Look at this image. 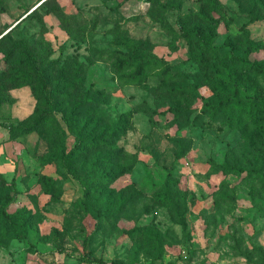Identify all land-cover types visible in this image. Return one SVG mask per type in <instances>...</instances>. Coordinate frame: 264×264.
I'll return each instance as SVG.
<instances>
[{"label": "rangeland", "instance_id": "1", "mask_svg": "<svg viewBox=\"0 0 264 264\" xmlns=\"http://www.w3.org/2000/svg\"><path fill=\"white\" fill-rule=\"evenodd\" d=\"M161 1L178 7L161 14L148 0H0L2 46L26 39L53 77L48 88H38L40 102L28 83L11 82L25 64L26 76L33 75L27 53L5 78L0 54V171L19 189L11 213L26 216L22 241L10 239L0 218V264H86L80 258L87 238L107 264H264V140L224 112L204 111L205 102L155 94L165 69H152L143 86L129 85L110 62L113 55L115 62L128 56L135 42L172 74L203 80L211 69L194 61L176 34L202 28L210 36L216 25L219 61L228 64L230 54L243 60L223 71L252 98L264 96V73L247 69L250 59L264 67V0ZM197 13L210 21L188 18ZM93 93L98 115L75 110ZM199 94L213 96L209 86ZM44 114L55 129L41 126ZM87 120L93 123L85 127ZM68 122L83 135L126 128L124 137L110 141L119 156L112 157L113 147L93 148L68 167L64 156L77 144ZM225 164L255 174L227 173ZM99 176L111 181H93ZM163 187L174 204L161 201ZM9 195L0 188L1 202Z\"/></svg>", "mask_w": 264, "mask_h": 264}, {"label": "trees", "instance_id": "2", "mask_svg": "<svg viewBox=\"0 0 264 264\" xmlns=\"http://www.w3.org/2000/svg\"><path fill=\"white\" fill-rule=\"evenodd\" d=\"M157 8V12L161 14H167L171 10L176 9L178 6L176 4L170 5L169 3H162L161 0H148ZM119 6L114 9H118ZM33 14V13H32ZM30 14V15H32ZM197 19L210 21L209 18L202 13L194 14ZM216 25H214L210 30V36H207L202 28H193L190 30H183L181 33H177L179 43L191 54V58L194 61H197L200 66H204L207 69H211L210 72H206L203 80L201 78H194L191 81L187 76H184L182 73L172 74L171 68L167 65L164 60L158 59L155 56L149 54L146 49H143L139 44L132 42L129 44V55L120 56L121 60L115 62L116 55L110 57V62L114 63V67L117 73L120 76L121 81L124 84L129 85H138L143 86L147 84L152 69H165V79L162 84L154 89L155 94H158L162 97H168L170 99H190L192 101H201L205 102L204 111L211 113L212 116L216 117L223 113L226 120L229 122H234L235 120L246 130H252L256 133L257 137L264 140V96L261 95L258 98H252L249 96L247 90L238 83L230 71H223V67H231L235 64L236 60L241 58H236L233 54H230V61L228 64H223L219 61L220 53L218 47L214 46L212 34ZM7 36H4L0 40V54L3 55L2 61L4 62L8 70L2 72V77L5 78L7 72L10 68L14 67L15 59L17 58H26V53L31 59L29 64L30 71L33 75L26 76V64L22 65L23 69L17 74L15 78L11 81L12 83H28L33 87L34 91L37 93L40 102H43L41 99V94L38 91V88L43 87V89L48 88L53 77L45 70H42L39 67V57L36 56L31 48L30 44L26 39L20 40L19 42L13 44L10 48H4L1 44L2 41L6 40ZM177 47V46H175ZM252 50H258L256 44L251 46ZM45 53L42 54V57ZM215 61L214 66H210V62ZM243 60H239L242 62ZM247 69L256 74L264 73V67L260 66L257 62L253 60L247 61ZM81 68L84 67V64H81ZM83 83L84 80L81 79L75 80L73 84H67L66 90H75L77 83ZM76 84V85H75ZM203 86H209L212 89L213 96L209 98L201 97L199 90ZM57 95V94H56ZM61 95V94H59ZM95 95L87 96L84 101L78 102L75 105V110L81 111L85 110V116L91 117L93 112L95 115H98L96 110V100ZM59 97V96H58ZM61 97V96H60ZM65 99L69 101V93L63 95ZM49 99V98H47ZM58 99V98H56ZM52 100V99H49ZM75 100V99H74ZM94 108L92 109V107ZM170 111L175 112V114L183 115L185 111L179 110L171 107ZM190 113H194L191 111ZM101 121V120H99ZM41 126H46L50 124L52 129L56 128L52 126L51 116L48 114L42 115L39 120ZM90 123L87 120L85 127ZM99 122V124H101ZM70 131L76 136L77 144L68 154L64 156L65 163L68 167H72L74 161H77L82 157L83 154H90V150L93 148H102V147H113L112 148V157L116 158L119 156L120 148L110 144L111 140H115V143L119 141L126 134V128L121 125H117L111 129H105L102 131L99 136H95V133L90 135V133L83 135L80 129L74 126L73 122H68ZM99 126V125H97ZM59 133L65 134L64 130H61ZM225 169L227 173H250L255 174V170H247L246 168H238L237 166H228L227 164L220 166ZM74 175L76 172L71 170ZM78 177V176H76ZM91 178H89L90 180ZM88 180V181H89ZM104 182L108 184L111 180L105 176H99L98 178L93 179V181ZM82 183L85 187V195L90 197V186L82 179ZM0 188L7 189L10 192V195L4 200L0 201V218L8 223L9 232L11 233L10 239L22 241L26 237V216L22 215L21 217H15L10 209L16 203L19 196V189L17 187L16 179H14L11 184L7 182L2 172L0 171ZM163 192L160 194L162 198L161 201L164 203L174 204L170 194V188L163 187ZM4 230H7L6 228ZM86 264H107V262L98 259L93 251L90 249V239L87 238L84 242V255L80 258ZM110 264H120L117 260H112Z\"/></svg>", "mask_w": 264, "mask_h": 264}]
</instances>
